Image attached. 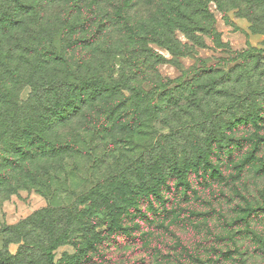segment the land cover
<instances>
[{
  "label": "trees",
  "instance_id": "16d2710c",
  "mask_svg": "<svg viewBox=\"0 0 264 264\" xmlns=\"http://www.w3.org/2000/svg\"><path fill=\"white\" fill-rule=\"evenodd\" d=\"M211 1L118 0L114 12L104 13L99 7L103 0H0V168L11 171L24 168V174L31 178L34 163L51 160L54 163L63 154H78V137L59 141L63 134H57L60 128L77 118L81 120L82 131L93 134V138L105 141L119 137L118 134L128 135V141L134 145L138 137L143 139L142 127L149 117L172 109L173 114L179 112L177 118L182 121L184 118L180 113L189 111L186 108L202 109V104L208 103L207 98H233L234 92L229 91L227 85L238 72L247 70L245 75L249 76L258 71L260 76L264 75V70L259 72L261 68H235L230 73L201 68L196 71L195 78L186 83L183 79L164 80L156 70L144 71L139 59H133L135 56L142 58L145 52L149 55L144 63L160 64L163 58L148 48L150 43L167 46L174 53L181 48L182 55H186L190 48L182 46L176 39L178 29L196 45H201L198 34L216 38L215 18L208 8ZM215 1L225 5V0ZM150 2L156 8L154 16H150L151 22L139 24L133 17L130 19L132 8ZM49 7L64 8V15L51 20ZM248 18L264 35V21L250 13ZM61 27H65L61 38L73 37V41L65 46L57 45ZM116 33L127 37L128 50H123L124 53L129 51L128 46L133 47L132 57L127 62V68L132 70H115L106 62L115 50L109 46L105 52L100 50V45L107 44L110 36ZM74 51H77L75 63L79 68H67ZM83 51L88 52L82 55ZM100 52L106 56H100ZM142 79L152 87L150 90L144 88ZM258 83V90L236 96L227 107L205 122L190 121L181 127H170L169 132L158 137L155 143L146 142L136 158L117 159L110 174L101 180L98 191L79 198L80 204L91 200V208L98 205L107 218L104 228H95L94 239L104 243L108 241L107 232L122 234L137 247L136 264H147L144 261H148L150 252L154 254L152 262L163 264L162 259L169 254H163L159 249L155 253L154 245L148 244L147 226L148 229L169 230L167 221L171 224L182 221L180 225H184V221L191 222L192 212L193 215H180L196 200L198 188L204 189L210 182L225 180L234 170L242 176L247 165L264 147L261 146L264 136L260 134L255 140L237 136L241 127H244L243 131L259 127V121L263 120L261 77ZM20 84L32 90L30 98L24 102L18 98ZM249 86L251 88L252 84ZM185 90L194 95L185 99L186 105H182L183 100L178 97ZM157 97L166 102L164 107L157 105ZM229 115L234 118L228 119ZM249 142H253L252 150L245 157L243 152ZM238 157H241L240 163L231 166L237 163ZM19 176L23 178L22 174ZM180 209L182 212L174 217ZM58 212L62 211L44 210L14 229L17 232L34 225L52 232L46 238L40 264H57L54 252L68 245L77 226L83 224L82 221L67 222L58 216ZM263 213L264 206L250 207L245 218L235 220L230 228L249 229L251 221ZM259 240L258 251L264 256V242ZM108 243L104 248H110ZM30 248L31 242L23 240L19 252L14 256L5 255V261L8 264H33ZM93 248L96 253L103 254V249L97 245ZM94 260L89 256L88 262L83 264H96ZM82 261L77 259L75 262L80 264Z\"/></svg>",
  "mask_w": 264,
  "mask_h": 264
},
{
  "label": "rangeland",
  "instance_id": "374dc122",
  "mask_svg": "<svg viewBox=\"0 0 264 264\" xmlns=\"http://www.w3.org/2000/svg\"><path fill=\"white\" fill-rule=\"evenodd\" d=\"M224 2L225 5L221 6L213 0L208 5L216 22L215 29L218 34L216 38L198 34L201 45H196L178 29L175 32L176 39L182 46L190 48L185 52L186 55H182L181 48L174 53L167 46L150 43L148 48L163 58L160 64L156 65L153 61L144 63L146 56L149 55L145 52L142 58L135 56L133 59L135 61L139 59L144 71L156 70L164 80L183 79L186 83L193 80L196 71L201 68H216L222 73H230L235 68H261L259 71L261 73L264 70V35L261 29L253 27L248 14L258 15L264 21V0H225ZM139 4L140 7L132 8L130 19L133 17L139 24L151 22L150 16H154L156 8L152 2L146 5ZM117 5L118 0H103L99 7L105 13L113 11ZM48 9V17L51 20L64 15L62 13L64 8L49 7ZM63 29L65 27H61L57 35L58 46H65L67 42L73 41V37L61 38ZM125 41L127 37L116 33L110 36L107 44L103 42L100 45L102 52H105L108 46L115 50L106 62L117 71L122 68L133 69L127 68L133 47L128 46L129 51L124 53L125 49L128 50ZM87 52L83 51L82 55ZM102 52L99 53L100 56L105 57L106 54ZM76 55L77 51L70 55L67 68H79L75 63ZM246 71L242 70L235 74L233 82L227 85L229 91L234 92L233 98L202 96L207 98L208 103H203L202 109L186 108L189 111L184 110L180 113L184 118L182 121L177 118L179 112L173 114L172 109L166 113L160 112L158 116L149 117L142 127L143 139L138 137L134 145L128 141V135L118 134L119 137L107 138L105 141L93 138V134L82 131L81 120L77 118L60 128L57 134H63L60 135L59 141H71L78 137L80 147L78 154H63L54 163L52 160L34 163L31 166V178L24 174V168L17 171L0 168V264H8L5 255H16L23 245V240L31 242L33 264H40L46 238L51 236L52 232L50 234L44 227L37 229L34 225L17 232L14 229L35 214L52 208L62 211L58 212V216H62L67 222L72 221L76 224L82 221L83 223L82 226H77L70 243L54 252L57 264H77L75 262L77 259L83 260L80 263L83 264L88 262L89 256L95 258L96 264H136L137 247L122 234L112 235L107 232L105 235L108 241L104 243L94 239L92 234L95 228H104L103 224L107 222V218H104L103 211L98 205L91 208V200L80 204L79 198L94 190L98 191L101 180L110 174L112 165H116L117 159L136 158L147 143H155L158 137L169 132L170 127L173 129L181 127L190 121L197 124L205 122L213 114L227 107L236 96L258 90L260 77L264 85V75L260 76L258 71H254L255 77L252 73H248L252 75L247 76ZM68 78L72 80V77ZM141 82L146 90L152 88L145 79ZM249 84H252L251 88ZM19 89L20 101L28 100L32 94L31 88L20 84ZM187 91L185 90L181 97H178L179 100H183L182 105H186L185 99H190L194 95L193 92ZM195 99L198 103L199 100ZM156 103L160 108L166 105V102L159 97L156 98ZM229 118L234 117L229 115ZM262 118L259 127L253 126L246 131L241 127L239 129L241 132L237 136L253 140L257 134L263 137L264 113ZM252 143L249 142L245 147V152L247 150V153L243 152L245 157L249 156ZM261 146H264V142ZM256 155L247 165L242 176H238V172L234 170L233 175H226L225 180L210 182L204 189L198 188L196 200L186 206L185 211L180 215L194 214L191 222H196L195 224L184 221L185 224L180 225L182 221L175 224L167 221L170 231L148 229L147 226L145 231L148 232V244L154 245L155 253L160 250L163 254L164 252L169 254L167 258L162 259L163 264H264V256L258 251L259 239L264 242V213L251 221L249 229L238 226L230 228L235 220L245 218L248 208L264 206V147ZM240 160L241 157H238L237 163L231 166L235 167ZM19 174H22V179ZM228 174H231V171ZM181 212L182 209L177 211L174 217ZM107 243L109 249L104 248ZM93 245L103 249V254L96 253ZM147 258L148 261L144 263L158 264L151 261L154 258L153 253L150 252V257Z\"/></svg>",
  "mask_w": 264,
  "mask_h": 264
}]
</instances>
